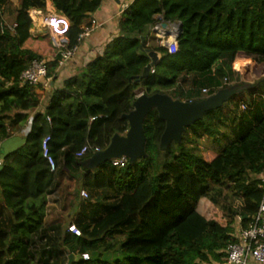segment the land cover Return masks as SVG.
<instances>
[{"label":"trees","instance_id":"1","mask_svg":"<svg viewBox=\"0 0 264 264\" xmlns=\"http://www.w3.org/2000/svg\"><path fill=\"white\" fill-rule=\"evenodd\" d=\"M8 2L0 0V143L9 136V125L24 121L38 103L33 86L20 81L21 73L33 60L52 56L47 75L54 80L59 58L44 37L30 34L29 11H44L45 0H21L13 32L3 22ZM101 2L52 0L70 22L69 48L79 44L83 26L91 25L86 19ZM212 2L134 0L121 13L120 34L53 90L44 113L33 116L24 145L0 165V264H66L71 253L80 256L73 264L222 263L235 240V220L249 227L263 197L258 181L264 168V0H222L223 16L215 21ZM157 14L182 23L174 54L137 36ZM140 46L162 56L153 72L136 82L149 63ZM245 59L253 62L257 81L245 94L234 95L232 104L185 128L180 142L160 150L165 124L152 110L143 122L145 157L122 168L108 162L92 170L83 165L91 154L75 157L85 144L103 150L114 134H125L122 115L132 110L139 90L200 101L204 86L209 96L234 86ZM184 82L200 94L186 96L182 89L171 96ZM46 136L54 171L42 154ZM203 137L215 146L200 150ZM64 172L78 182L75 198L81 189L88 193L78 201L80 213L73 222L80 235L66 228L48 239L45 199L55 193Z\"/></svg>","mask_w":264,"mask_h":264},{"label":"crops","instance_id":"2","mask_svg":"<svg viewBox=\"0 0 264 264\" xmlns=\"http://www.w3.org/2000/svg\"><path fill=\"white\" fill-rule=\"evenodd\" d=\"M133 1L134 0H102L99 8L86 19L85 23L91 22V25L89 27L90 31L88 36H85L77 45V50L74 56L70 60L65 62L64 65L55 69L56 77L54 80H52L51 77V81L48 87L42 88L41 86H33V90L38 97L37 105L27 112V118L24 121L19 123H11L9 125V136L0 143V165L5 155L17 150L18 148L24 145L26 136L31 129V121L33 116L38 113H44L53 90L57 87H60L64 80L74 76L77 72H80L86 64L92 61L97 55L102 53L105 46L114 37H117L120 34V11L124 6L128 7ZM212 1H214L215 3L212 2L209 5L211 7L210 17L213 18L215 21L217 20L218 15L219 17L223 16L222 0ZM20 3L21 0H9L8 4L6 5L3 11L4 24H11L14 22V17L16 11H18V9L20 8ZM45 3L46 5L44 11H29V16L32 20L30 34L33 37H44L49 42V35L45 26L46 19L62 14L55 9L52 0H45ZM218 3L219 9L217 7ZM213 4H216L214 9H212ZM201 12L205 13V11ZM153 19L154 23L152 25L144 27L140 34L137 33V36L140 37V39L143 38V40L146 41L147 46L162 47L164 43L171 41L175 38V36L177 35L178 24L180 23V21H165L163 20V17L160 14L155 15ZM166 22L169 23L168 27H162V23ZM215 25L216 24L214 23V28ZM56 54L58 55L57 51L55 50V55ZM157 54L160 59L162 55L158 52ZM46 59L47 62H49L54 58L51 56ZM252 63L253 62L251 60H243L240 64L241 70L243 68L245 70L250 69ZM203 89H206L207 93H203ZM208 90L209 88H206L205 86L200 89L201 96L203 98H206L203 95H207ZM138 92H141V90H139ZM77 186V180L73 177H70L67 172H64L59 177V184L55 193L46 196L43 230H45V234L48 239L56 237L58 231L66 230L67 226L69 224H73L75 219H77L80 213L77 198L70 197L71 195H66L67 193H65L64 196V192H76ZM55 197H57L56 200H54ZM66 197L68 198V200L66 199ZM80 198L82 197L80 196ZM57 200L59 201V203L57 202ZM59 206H62L63 208L59 209ZM53 213H55L56 215L55 218L52 217ZM65 215L67 217L64 219ZM68 216H72V219L69 220ZM65 220L67 221L66 223H64ZM240 228L243 227L241 225V221L239 222L237 218L233 225V234L236 233V231ZM44 241H46V239H44ZM202 264L226 263L223 259L222 263L211 262ZM249 264L257 263L250 260Z\"/></svg>","mask_w":264,"mask_h":264},{"label":"water","instance_id":"3","mask_svg":"<svg viewBox=\"0 0 264 264\" xmlns=\"http://www.w3.org/2000/svg\"><path fill=\"white\" fill-rule=\"evenodd\" d=\"M168 25V22L162 23L164 28L168 27ZM182 29V23L180 22L177 35L175 36L176 41ZM141 41H143V38H141ZM140 49L147 54L149 63L142 68L140 75L136 78V82L147 77L151 68L159 60L157 52L143 49L142 46H140ZM242 90L243 88L234 85L218 90L200 101L189 102L173 99L167 94L156 93L149 96L141 91L133 101L132 110L128 114L122 115V118L128 123V129L125 134H114L107 147L93 153L88 160L83 162V165L92 170L114 158L122 156L126 157L129 163H135L139 158L145 157L146 137L143 122L152 110L157 112L159 119L165 124L159 143L160 150L164 151L172 142L178 143L182 140L185 128L202 120L206 112L221 108L234 95L241 93ZM78 259H80L79 255L68 254L66 264H73Z\"/></svg>","mask_w":264,"mask_h":264},{"label":"built area","instance_id":"4","mask_svg":"<svg viewBox=\"0 0 264 264\" xmlns=\"http://www.w3.org/2000/svg\"><path fill=\"white\" fill-rule=\"evenodd\" d=\"M126 8L127 6H124L120 12L122 13ZM6 25L11 32L16 28L15 23ZM45 26L48 31L49 42L59 55L57 67H61L74 56L77 50V46L72 48L68 47L67 33L70 28V22L64 15H58L46 19ZM89 31V28H83L82 33L77 39L78 42H80L85 36H88ZM162 47L165 48L169 54H174L177 52V41L174 38L171 41L164 43ZM47 65L48 62L46 58L33 60L28 68L21 73L20 81L29 86H41L42 88L48 87L51 77L47 75ZM150 71L153 72V70ZM247 71L248 69L245 70L244 68L241 70L242 79H244L243 75L246 74ZM261 78L264 79V75H262ZM256 81L257 79L253 78L250 83L254 84ZM224 84L230 85L232 83L227 82V80L224 79ZM202 92L207 93V90L203 89ZM244 107L243 104L240 105L241 110H243ZM49 142L50 136L43 138L41 144L42 154L46 158L50 170L54 171L56 165L49 151ZM99 151H101V149L98 147H92L89 144H85L75 153V157L81 159L87 154L92 155ZM109 163L112 167L122 168L128 163V159L122 156L110 160ZM258 188L263 192L262 202L257 213L253 216L251 225L247 228H240L233 234L235 240L234 242L229 243L225 250L224 261L226 264H249L250 260L257 264H264V168L259 176ZM80 196L87 198L88 193L85 190H81ZM238 220L240 222V218H238ZM67 230L76 236L80 235V231L73 224H69ZM82 259L88 260V254H83Z\"/></svg>","mask_w":264,"mask_h":264},{"label":"rangeland","instance_id":"5","mask_svg":"<svg viewBox=\"0 0 264 264\" xmlns=\"http://www.w3.org/2000/svg\"><path fill=\"white\" fill-rule=\"evenodd\" d=\"M252 67V66H251ZM247 73H249V76H250V78L247 80V79H245L244 78V76H245V74L243 75V78L244 79H240V80H237V82L235 83V85L236 86H239V87H241V88H243V90H242V94H245L246 92L244 91V90H248L249 89V86L251 85V80L253 79V78H256V77H254L253 75H252V73H251V68L250 69H248V71H247ZM246 73V74H247ZM257 79V78H256ZM192 85H191V83L190 82H184L183 84H181V85H178L177 86V88H176V90H175V92H171L170 93V95L171 96H176V94H180V92H181V90L183 89L186 93H187V95L186 96H198V94H200L199 92H198V89L197 90H195V89H192ZM204 97H207V96H209V94H207V95H203ZM230 104H232V100H230L229 102H227V103H225L224 105H223V107H227L228 105H230ZM227 111V108H225L224 109V112H226ZM213 146H215L213 143H212V139H210V138H206V137H203L202 139H200L199 140V142H198V147H199V149L200 150H204V149H206V148H212ZM223 189H225V188H223ZM81 190H83V189H81ZM81 190H80V192H81ZM85 190V189H84ZM86 191V190H85ZM87 192V191H86ZM65 193H67L66 195H71L70 197H73V198H75V196H74V192H64V196H65ZM72 198V199H73ZM57 199V197H55V199L54 200H56ZM66 199L68 200V198L66 197ZM79 199H80V197L79 198H77V200L79 201ZM81 199H83V197L81 198ZM66 200V201H67ZM57 202L59 203V201L57 200ZM64 202H65V199H64ZM233 205L234 206H239V202H237V201H234L233 202ZM59 209L60 208H63L62 206H59L58 207ZM65 208H66V206H65ZM52 217L53 218H55L56 217V215H55V213H53L52 214ZM67 216L65 215L64 216V219L66 218ZM69 218V220L70 219H72V216L70 217V216H68ZM67 221L65 220V222L64 223H66Z\"/></svg>","mask_w":264,"mask_h":264}]
</instances>
